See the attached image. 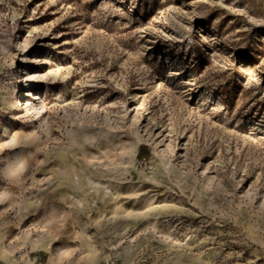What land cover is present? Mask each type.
Masks as SVG:
<instances>
[{
    "label": "rangeland",
    "instance_id": "374dc122",
    "mask_svg": "<svg viewBox=\"0 0 264 264\" xmlns=\"http://www.w3.org/2000/svg\"><path fill=\"white\" fill-rule=\"evenodd\" d=\"M0 264H264V0H0Z\"/></svg>",
    "mask_w": 264,
    "mask_h": 264
},
{
    "label": "trees",
    "instance_id": "16d2710c",
    "mask_svg": "<svg viewBox=\"0 0 264 264\" xmlns=\"http://www.w3.org/2000/svg\"><path fill=\"white\" fill-rule=\"evenodd\" d=\"M139 156H142V152H139Z\"/></svg>",
    "mask_w": 264,
    "mask_h": 264
}]
</instances>
